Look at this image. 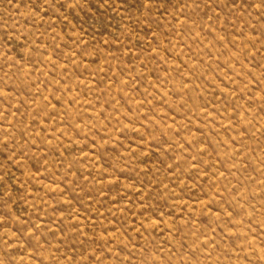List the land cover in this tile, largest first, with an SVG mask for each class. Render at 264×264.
Listing matches in <instances>:
<instances>
[{"label":"rangeland","instance_id":"1","mask_svg":"<svg viewBox=\"0 0 264 264\" xmlns=\"http://www.w3.org/2000/svg\"><path fill=\"white\" fill-rule=\"evenodd\" d=\"M0 264H264V0H0Z\"/></svg>","mask_w":264,"mask_h":264}]
</instances>
